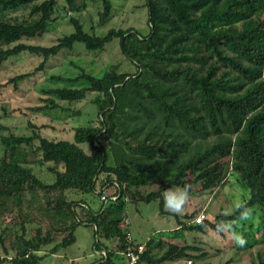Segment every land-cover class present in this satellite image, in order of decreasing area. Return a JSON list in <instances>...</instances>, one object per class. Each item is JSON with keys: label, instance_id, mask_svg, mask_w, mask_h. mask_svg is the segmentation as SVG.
Here are the masks:
<instances>
[{"label": "trees", "instance_id": "trees-1", "mask_svg": "<svg viewBox=\"0 0 264 264\" xmlns=\"http://www.w3.org/2000/svg\"><path fill=\"white\" fill-rule=\"evenodd\" d=\"M145 5L147 34L130 26L100 35L95 26L88 30L80 20L78 13L86 6L80 0H0V73L22 54L43 58L33 71L10 76L0 87L11 85L22 92L23 80L48 73L47 61L75 50L78 43L97 52L118 38L122 53L137 68L47 74L51 84L41 88L29 114L81 115V109L60 102L91 96L90 111L97 118L76 126L73 140L43 136L41 126L31 121V134H4L7 126L1 120L10 113L3 107L0 264H38L44 247L52 245L49 251L57 253L75 243L79 224L95 227L94 249L101 255L91 264H114L115 257L125 258L121 252L127 245L128 202L156 199L161 200L162 213L177 216L178 228L167 238L149 237L142 260L163 264L188 258L192 264L205 255H195L198 248L188 241L176 243L178 233L207 228L217 232V222L225 221L224 227L235 225L233 230L246 238L243 247L235 245L237 252L249 254L251 264H264V252H258V261L250 254V249L264 245V0H145ZM112 14V0H102L99 26ZM64 18L74 27L72 32L51 45L31 41ZM36 164L47 166L52 182L37 174ZM228 173L245 190L241 203L252 209L241 227L236 208L202 222L196 221V212L183 219L165 210V189L186 185L191 192L194 185L215 177L227 185ZM155 186L158 190L141 192ZM102 189L108 200L100 199L98 209L69 195L100 197Z\"/></svg>", "mask_w": 264, "mask_h": 264}, {"label": "rangeland", "instance_id": "rangeland-1", "mask_svg": "<svg viewBox=\"0 0 264 264\" xmlns=\"http://www.w3.org/2000/svg\"><path fill=\"white\" fill-rule=\"evenodd\" d=\"M80 1L85 2L86 6L78 13V16L88 30H92V26H95V33L103 35L110 28H127L132 26L141 34L149 32L148 8L145 5V0H112V17L103 26H99V11L102 9V0ZM22 12L24 11L17 13ZM73 30L74 27L69 23L67 18L60 19L52 26L49 33L31 41L43 45H51L57 42L59 37ZM77 45L73 51H63L59 55L50 58L46 63L48 73L44 71L37 72L33 77L23 80L21 82L22 92L13 90V86L11 85L0 87V115L4 114L3 107L10 113L9 116H5L1 120L2 124L7 126V129L3 131L4 134L9 132L20 135L31 134L33 130L28 125L29 121H31L41 126L40 132L43 136L50 139L73 140L76 126L89 123L91 120L95 121L97 118V113L90 111L92 109L90 103L91 96L75 103L60 102L72 109H81L83 112L81 115L75 116L61 111H55L47 115L29 114L28 107L31 102L39 100L41 88L47 84H51L48 76L53 73H64L73 76L79 72L80 68L95 74H100L108 68H115L118 72H135L137 70L136 65L122 53L118 38L108 43L103 51L91 52L87 51L80 43ZM42 59V57L31 54H22L14 58L3 67V71L0 73V81L5 82L10 76L33 71ZM18 110H22V112L24 111L29 115H23ZM11 113L14 115H11ZM81 146L90 152L89 143L81 144ZM2 153L3 146L0 142V157ZM34 169L45 181H53L54 175L48 170L47 166L36 164L34 165ZM225 177L227 179L230 177V183L227 185H222L217 177L194 185L191 192H189V199L184 207L183 214L178 216L185 219L183 217L184 214L196 212L197 215L204 213L207 218L213 220L221 212L226 214L231 213L236 208V204L242 202L245 190L239 185L232 174L228 173ZM219 178H223V176L220 175ZM158 188L157 186L144 187L141 189V192L149 193L158 190ZM69 195L85 200L93 209H98L101 206L100 197L95 193ZM131 201L127 204L125 214L130 220L128 231L136 241L144 242L149 237L159 235L167 238L178 228L176 215L162 213L160 199L150 202L142 200L138 202ZM78 212L82 217L80 208ZM252 220L257 223L258 217H252ZM237 225L241 227V224ZM1 228L2 226H0V230ZM224 232L226 235L217 233L209 228L204 232L184 230L178 233L180 235L177 236L175 242L183 244L188 241L197 246L198 250L193 251L195 255L202 253L205 255L201 259H195L192 264H251L249 254L237 252L232 232L228 231L227 227H225ZM235 232L240 233V230L235 229ZM75 235L76 242L61 248L57 253L49 251L52 245L44 247L40 252L44 257L38 264H91L97 258H100L101 253L94 249V243L97 238L94 226L79 224L76 227ZM61 237L62 234H58L57 240H60ZM101 240L103 241V239ZM108 244L110 245V243ZM232 246L234 247L232 248ZM250 250L252 257L258 261V252H264V245L256 246ZM1 254L3 252L0 247ZM3 264L12 263L6 261ZM97 264H105V262L99 261ZM114 264H127V262L125 258L120 256L114 258ZM163 264H191V262L188 261V258H183Z\"/></svg>", "mask_w": 264, "mask_h": 264}, {"label": "clouds", "instance_id": "clouds-1", "mask_svg": "<svg viewBox=\"0 0 264 264\" xmlns=\"http://www.w3.org/2000/svg\"><path fill=\"white\" fill-rule=\"evenodd\" d=\"M163 203L164 208L173 214L181 215L183 214L184 207L188 202L189 199V188L188 186H183L180 188H168L163 191ZM236 210H237V218H236V224L243 223L245 221H248L252 216V209L250 207H247L243 203L236 204ZM227 215V214H225ZM225 221H219L216 224V231L223 233L225 231ZM235 225H228V231L232 232V237L234 240V243L240 247H243L247 241L246 238L238 232H235L234 229Z\"/></svg>", "mask_w": 264, "mask_h": 264}, {"label": "built area", "instance_id": "built-area-1", "mask_svg": "<svg viewBox=\"0 0 264 264\" xmlns=\"http://www.w3.org/2000/svg\"><path fill=\"white\" fill-rule=\"evenodd\" d=\"M100 193H101L100 199L106 202L108 200L107 190L102 189ZM116 198H117L116 196L113 197L114 200H116ZM205 217L206 215L204 213H201L196 217V221L202 222L205 219ZM129 225H130V220L126 216L124 218V226L127 228V230L129 228ZM127 233H128L126 236L127 245L124 248V250L121 252L125 257L127 264H149L146 261L142 260V256L144 255L146 249L145 241L144 242L136 241L129 231H127Z\"/></svg>", "mask_w": 264, "mask_h": 264}]
</instances>
